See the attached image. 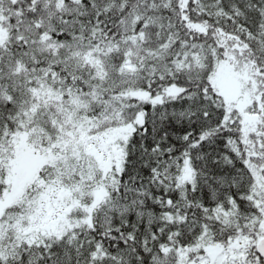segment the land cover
I'll list each match as a JSON object with an SVG mask.
<instances>
[{
    "label": "snow or ice",
    "instance_id": "obj_1",
    "mask_svg": "<svg viewBox=\"0 0 264 264\" xmlns=\"http://www.w3.org/2000/svg\"><path fill=\"white\" fill-rule=\"evenodd\" d=\"M0 264H264V0H0Z\"/></svg>",
    "mask_w": 264,
    "mask_h": 264
}]
</instances>
